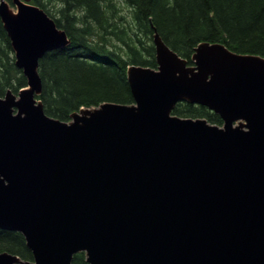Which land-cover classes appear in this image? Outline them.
<instances>
[{"label": "water", "instance_id": "95a60500", "mask_svg": "<svg viewBox=\"0 0 264 264\" xmlns=\"http://www.w3.org/2000/svg\"><path fill=\"white\" fill-rule=\"evenodd\" d=\"M30 1H0L28 80L0 96V229L33 260L0 264H264V56L201 42L190 64L155 28L158 67H128L134 102L64 121L38 98L39 66L71 38ZM184 101L223 125L174 114Z\"/></svg>", "mask_w": 264, "mask_h": 264}, {"label": "trees", "instance_id": "16d2710c", "mask_svg": "<svg viewBox=\"0 0 264 264\" xmlns=\"http://www.w3.org/2000/svg\"><path fill=\"white\" fill-rule=\"evenodd\" d=\"M1 1V0H0ZM12 3V0H8ZM71 38L40 60L45 112L67 121L82 107L133 103L127 77L132 64L158 67L153 34L192 64L201 42H221L235 52L264 56V0H31ZM126 4V5H125ZM128 8V9H127ZM28 80L15 63L11 39L0 16V96L19 93ZM174 114L223 125L208 107L179 102ZM33 260L20 231L0 229V252ZM84 252L73 264H89Z\"/></svg>", "mask_w": 264, "mask_h": 264}, {"label": "bare ground", "instance_id": "6f19581e", "mask_svg": "<svg viewBox=\"0 0 264 264\" xmlns=\"http://www.w3.org/2000/svg\"><path fill=\"white\" fill-rule=\"evenodd\" d=\"M127 72H128V70H127ZM128 74V73H127ZM128 76V75H127Z\"/></svg>", "mask_w": 264, "mask_h": 264}, {"label": "rangeland", "instance_id": "374dc122", "mask_svg": "<svg viewBox=\"0 0 264 264\" xmlns=\"http://www.w3.org/2000/svg\"><path fill=\"white\" fill-rule=\"evenodd\" d=\"M126 5V4H125ZM16 8V7H15ZM128 9V8H127Z\"/></svg>", "mask_w": 264, "mask_h": 264}]
</instances>
